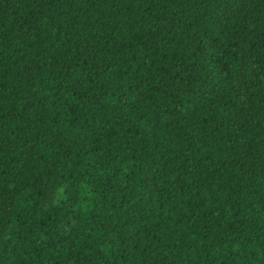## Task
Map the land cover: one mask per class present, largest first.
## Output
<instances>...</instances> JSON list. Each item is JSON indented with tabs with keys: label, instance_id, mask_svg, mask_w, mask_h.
I'll use <instances>...</instances> for the list:
<instances>
[{
	"label": "trees",
	"instance_id": "16d2710c",
	"mask_svg": "<svg viewBox=\"0 0 264 264\" xmlns=\"http://www.w3.org/2000/svg\"><path fill=\"white\" fill-rule=\"evenodd\" d=\"M0 264H264V0H0Z\"/></svg>",
	"mask_w": 264,
	"mask_h": 264
}]
</instances>
